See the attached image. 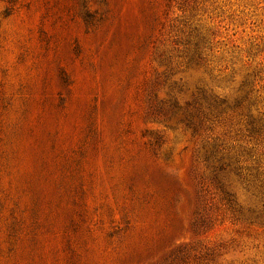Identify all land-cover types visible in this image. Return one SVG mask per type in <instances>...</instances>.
Wrapping results in <instances>:
<instances>
[{
	"label": "rangeland",
	"instance_id": "1",
	"mask_svg": "<svg viewBox=\"0 0 264 264\" xmlns=\"http://www.w3.org/2000/svg\"><path fill=\"white\" fill-rule=\"evenodd\" d=\"M0 264H264V0H0Z\"/></svg>",
	"mask_w": 264,
	"mask_h": 264
}]
</instances>
